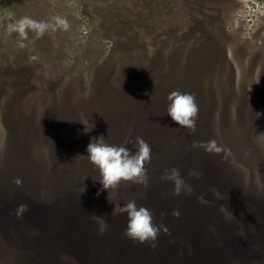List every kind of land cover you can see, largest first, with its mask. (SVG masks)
I'll list each match as a JSON object with an SVG mask.
<instances>
[{"label": "trees", "instance_id": "obj_1", "mask_svg": "<svg viewBox=\"0 0 264 264\" xmlns=\"http://www.w3.org/2000/svg\"><path fill=\"white\" fill-rule=\"evenodd\" d=\"M133 70L128 75L137 74L140 68ZM32 90L30 86L25 88L26 92ZM169 93L162 88L146 91L142 96L168 99ZM52 94L49 107L24 114V120L4 122L5 135L0 140L6 152L17 146L23 152L24 144L59 143L53 154L55 165L50 154L31 160L29 166L14 158L3 163L0 160V223L4 227L1 237L20 259L25 257L24 246L35 244L32 235L27 236L25 231L29 223L44 225L39 235L45 238L56 237L62 229L86 261L98 258L103 244H107L105 253L112 254L122 243L130 260H153L155 248L173 245L169 264H191L193 257L186 250V235L199 237L206 250L215 254L227 251L236 256L248 252L253 256L257 252L264 259V101L262 112L252 104L248 111L199 113L193 131L177 125L167 113L62 110ZM69 102L70 107L75 105L72 100ZM86 102L76 105H99ZM101 136L104 143L126 146L133 153L138 150L137 137L150 145L146 183L121 181L117 189L103 188L99 169L87 155L90 140ZM209 141H215L220 151L206 150ZM230 144L236 149L231 151ZM171 169H177L183 180L179 194L173 181L163 179ZM48 175L54 176L50 182L53 187L65 191L53 193L47 203L48 214L39 215L46 196L33 189L39 186L38 180L47 179L41 177ZM17 178L22 180L20 185L15 183ZM129 201L150 209L153 223L166 226L168 231H161L155 241L144 243L129 238L127 217L118 210V206ZM20 204H26L28 210L18 217ZM174 211L179 212L178 217L172 214ZM56 214L59 215L54 217ZM202 221L209 227H203ZM19 222H24V231L15 235L12 229ZM21 248L24 254L19 256ZM208 259L218 262L212 256ZM53 262L59 263L55 249Z\"/></svg>", "mask_w": 264, "mask_h": 264}, {"label": "rangeland", "instance_id": "obj_2", "mask_svg": "<svg viewBox=\"0 0 264 264\" xmlns=\"http://www.w3.org/2000/svg\"><path fill=\"white\" fill-rule=\"evenodd\" d=\"M57 16L68 20V30L50 28L41 37L29 30L23 48L19 34L9 31L23 17L52 25ZM162 88L193 95L199 113L248 111L252 104L262 112L264 0H0V140L4 122L49 107L52 93L59 108L70 112L167 113L168 99L142 96ZM84 101L99 105H76ZM58 144H24L23 152L20 146L6 152L0 143V160L29 166L50 154L54 162ZM172 246L155 248L153 260L139 257L131 264H169ZM230 257L216 264H264L260 256ZM200 264L215 263L205 258Z\"/></svg>", "mask_w": 264, "mask_h": 264}, {"label": "clouds", "instance_id": "obj_3", "mask_svg": "<svg viewBox=\"0 0 264 264\" xmlns=\"http://www.w3.org/2000/svg\"><path fill=\"white\" fill-rule=\"evenodd\" d=\"M50 28L52 30L60 28L66 31L70 28V24L66 18L57 16L54 17V24L52 25L29 17H23L9 25V31L18 33L22 38L19 42L21 48L25 47L23 40L28 38L29 30L34 31L37 37H41ZM168 100L170 105L167 114L171 119L180 127L194 131L199 115V106L195 97L188 93L182 94L179 91H172L168 96ZM136 144L138 150L133 153L126 146L104 143L102 136L90 140L87 145V155L90 162L99 169L102 177L100 182L104 189H117L121 181H130L137 184L146 183L145 164L151 161V147L141 137L136 138ZM206 150L220 151L215 141H209ZM163 179L173 181L175 192L179 194L183 186V180L177 169H171ZM15 183L20 185L22 180L17 178ZM27 210L28 206L26 204H20L17 207L16 215L20 217ZM118 210L127 217L126 235L140 243L155 241L161 231H168L166 226L153 223L151 210L144 206L138 207L135 201H129L123 206H118ZM172 214L176 217L179 216L178 211H174Z\"/></svg>", "mask_w": 264, "mask_h": 264}, {"label": "water", "instance_id": "obj_4", "mask_svg": "<svg viewBox=\"0 0 264 264\" xmlns=\"http://www.w3.org/2000/svg\"><path fill=\"white\" fill-rule=\"evenodd\" d=\"M52 177L54 176L48 175L45 177H41V178H47V179L38 180L37 183L39 186L33 189L34 193H42L46 196L43 199V202L41 204L43 208H42L41 213H39V215L48 214L46 210L47 203H48L49 197L53 193H61L62 191H65V190L60 189L61 187L60 188L53 187V184L50 183L52 182ZM221 198L226 200L224 197H221ZM226 203L229 204V201H226ZM2 211L3 210H1V212ZM58 215L59 214H56L54 217ZM202 226L205 228L209 227L205 225L203 221H202ZM43 227L44 225L38 226L36 224H30V223L25 226V231L27 233V236L28 234H31L35 244L34 246L25 245L24 246L25 252H26L25 257H22V259H20V257H18V252L17 254H15L14 251L11 250V248H9L5 244L4 240L2 239L1 235H2L4 227L2 223H0V264H55L53 262V250L54 249L58 254V262H59L58 264H77V263L78 264H105L107 263L108 260H110V262H113L114 264H117V263L131 264L132 257L130 260V257L125 252V250L119 249L116 253L108 254V253H105V250L103 247L100 250V255L98 258L93 259L91 261L90 260L86 261L83 259L82 255L78 252V250L75 248V245L69 242V239L67 236L65 237L66 234L62 232V229H59L56 237L54 236L53 238H50V237L45 238L39 235ZM12 230L15 235H17L18 234L17 232L20 230L24 231V222H19L18 224L14 225ZM36 233H38V236H36ZM208 233L213 235L214 237L216 235L212 231H208ZM66 238L68 239V241ZM186 239L189 244V252L195 251L194 253H197V255L200 256L197 261H195V259H192L190 261L191 264H200L205 261V258L208 259V256H212L216 258V260L220 259L223 261V263H227L228 260L231 258L230 254L227 251H225V254L227 256H225L224 258H221L222 254H215L213 252L207 251L205 246L200 241H198L199 237L196 238L193 235L191 236L186 235L184 240ZM164 247H168V246L166 245L163 247H158V250H161ZM236 249H238V247ZM135 252L138 253L137 250H135ZM152 253L155 254V249L153 250ZM170 253H171V250L170 248H168V251H167L168 255L166 256L168 260L169 258H172L170 256ZM20 254H24V249L21 248L19 250V256ZM246 255H248V257L250 256L249 260H255V258L259 257L257 252H255L253 256L251 253L249 254L248 252L246 253ZM104 259H105V262H104ZM65 260H68V261L64 262ZM162 260H166L165 257ZM161 263L164 264L163 261Z\"/></svg>", "mask_w": 264, "mask_h": 264}]
</instances>
